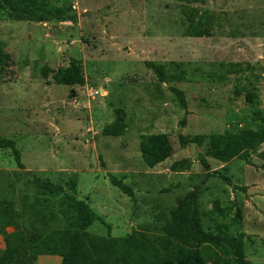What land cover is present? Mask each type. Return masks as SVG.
<instances>
[{
    "label": "rangeland",
    "instance_id": "1",
    "mask_svg": "<svg viewBox=\"0 0 264 264\" xmlns=\"http://www.w3.org/2000/svg\"><path fill=\"white\" fill-rule=\"evenodd\" d=\"M51 1L71 5L76 22L11 21L0 12V51L10 57L0 84V138L17 143L26 171L65 190L36 189L11 150L0 148V207L9 205L19 224L5 230L25 234L33 264L61 263L42 253V241L70 231L62 212L66 193L87 202L112 237L135 230L163 236L171 212L206 175L204 145H183L181 137L257 129L255 113L264 114V0ZM73 60L82 63L86 84H55V72ZM149 64L164 66L166 83ZM115 109L126 113V135L104 136ZM152 134H167L173 147L155 168L140 152L142 138ZM206 160L219 175L200 190L204 228L228 224L230 234L245 235L246 260L264 264V144L250 162ZM238 209L241 224L233 223ZM89 232L108 235L99 223ZM5 248L0 234V253Z\"/></svg>",
    "mask_w": 264,
    "mask_h": 264
},
{
    "label": "trees",
    "instance_id": "2",
    "mask_svg": "<svg viewBox=\"0 0 264 264\" xmlns=\"http://www.w3.org/2000/svg\"><path fill=\"white\" fill-rule=\"evenodd\" d=\"M0 12L11 21H27L32 23L76 22L73 7L69 4L54 6L51 0H0ZM192 36H199V28L192 27ZM10 57L0 51V84L3 69ZM159 80L166 83L164 66L149 64ZM47 78L49 67L41 69ZM54 82L58 85L84 86L86 78L80 61H71L66 68H60L54 74ZM185 104L183 93L171 88ZM72 96V93H71ZM260 121L257 129H243L236 134L211 135L209 137H181L182 144L194 143L204 145L205 152L200 161L206 170L201 184L180 200L176 209L171 212L170 223L165 227V234L152 239L146 233L133 231L128 237H112L111 227L105 224L103 218L85 201L77 199L72 194H65V209L62 211L68 220L69 230L63 236L42 241L43 252L58 255L60 264H250L246 260L244 249V234H230L226 223H218L212 231L203 226L198 207V198L202 185L208 178L218 176V171H211L206 157L227 163L235 159L250 162L264 144V114L255 113ZM127 117L123 109L114 110V120L105 125L102 134L109 137H123L127 132ZM0 148L10 149L18 168L23 172L29 184L44 193H64L62 186L48 180H42L31 171H26L22 163L21 152L17 143L11 139L0 138ZM140 152L144 163L149 168L163 164L173 152L170 138L167 134H152L142 138ZM110 183L121 192L134 197L133 189L109 175ZM229 182V180H227ZM69 190L75 192L76 184L69 182ZM1 206V205H0ZM232 211V207L228 209ZM214 211L221 210L218 205ZM95 223L103 225L108 230L107 236H98L89 232ZM233 223H242V211L237 210ZM18 228L19 224L13 216L9 205L0 207V234L5 238L6 248L0 253V264H33L29 256L25 234L6 233V228ZM48 242V243H47ZM34 250V249H33Z\"/></svg>",
    "mask_w": 264,
    "mask_h": 264
},
{
    "label": "water",
    "instance_id": "3",
    "mask_svg": "<svg viewBox=\"0 0 264 264\" xmlns=\"http://www.w3.org/2000/svg\"><path fill=\"white\" fill-rule=\"evenodd\" d=\"M173 153V152H172Z\"/></svg>",
    "mask_w": 264,
    "mask_h": 264
}]
</instances>
